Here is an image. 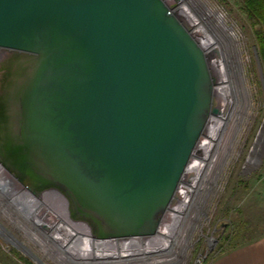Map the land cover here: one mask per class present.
<instances>
[{
  "label": "water",
  "instance_id": "obj_1",
  "mask_svg": "<svg viewBox=\"0 0 264 264\" xmlns=\"http://www.w3.org/2000/svg\"><path fill=\"white\" fill-rule=\"evenodd\" d=\"M0 164L61 189L99 238L154 235L218 76L166 0H0Z\"/></svg>",
  "mask_w": 264,
  "mask_h": 264
},
{
  "label": "rangeland",
  "instance_id": "obj_2",
  "mask_svg": "<svg viewBox=\"0 0 264 264\" xmlns=\"http://www.w3.org/2000/svg\"><path fill=\"white\" fill-rule=\"evenodd\" d=\"M204 1L220 14V24L230 27L243 49L244 67L232 73L233 81L236 79L239 83L243 109L239 116L241 119L229 124L218 143L210 149L207 182L200 186L196 205L183 202L179 217L173 219L188 229L187 236L183 232L178 234L176 241L173 240V253L163 255L165 261L158 264H211L224 251L264 236V54L257 32L262 30L263 24L250 16L246 0ZM189 8L194 11L196 6L190 5ZM209 24L207 28L212 32L211 36L220 34L213 23ZM216 96L218 106L223 104L222 98ZM201 140L204 142V139ZM196 153L191 162L196 158ZM202 157L207 158L205 154ZM198 161L188 165L185 171L177 192L179 201L189 199L185 190L190 186V194L196 183H193L191 176L190 179H193L186 186L187 178ZM2 168L1 165L0 171ZM4 170L2 173L6 176L7 184L0 187V192L13 200L6 202L0 198V203L10 208L6 210L0 204V264H153L158 259L159 255L154 253L149 258L156 259L149 261H144V258L123 262H90L84 257L82 260L73 259L68 251L74 245L79 248V237L89 238L92 250L83 251L91 254H115L147 248V240L152 237L99 238L95 224L87 217L76 214L69 196L56 187L41 186L35 193L44 201L36 209H46L40 211L42 216L39 217L28 207L34 205L30 200L33 191L21 186ZM20 188L29 193L21 194ZM21 196L23 199L20 201H26L24 204L28 206L18 200ZM190 206L193 207L190 209ZM171 208L177 207L172 205ZM58 212L59 216L56 215ZM168 221L164 217L163 224L169 231ZM75 233H80L79 237ZM150 245L157 244L152 242Z\"/></svg>",
  "mask_w": 264,
  "mask_h": 264
},
{
  "label": "bare ground",
  "instance_id": "obj_3",
  "mask_svg": "<svg viewBox=\"0 0 264 264\" xmlns=\"http://www.w3.org/2000/svg\"><path fill=\"white\" fill-rule=\"evenodd\" d=\"M167 1L169 4L172 5V7L175 9V11L178 13V15L181 17V19L186 23V25L198 37V39L202 43L203 47L207 51H210V52L215 54L214 57L211 59L212 67L218 76V85L216 86L215 94L218 95L219 97H221L222 98L221 101L223 102V104L218 106L220 108L219 114L212 115L209 119L207 128H206V130L203 134V137H202V139H204V142L202 140H200V142L196 146L195 151H197V153L195 155L196 158L194 159L193 162H195L196 160H199V161H198V163L196 162V164L193 165V167H194V169L192 170L193 172L189 171V176L187 178L186 186L189 184L188 181L189 180L192 181L193 178H194L193 183L195 182L196 184H194L195 186H194V188L190 194H189V192L191 190L190 186L187 187L185 190V192L187 193V197L189 199L187 201L177 200V203H175L176 205L172 204L173 206H175L177 208H170V210L166 213L168 217L171 216V219H174L175 217L178 216L182 204L186 203V204L190 205V203L191 204L193 203L196 205L198 198H199L198 195H199L200 189H201L200 186L202 184H204L205 182H207L208 174H206V170H207L208 164L210 163L209 162L210 161L209 157L211 155L210 149L214 148L216 143H218V140H220L222 134L224 133V130L226 129V127L229 124H231V123L235 124L237 121H239V119H241L239 116H240L241 110L243 109L242 108L243 106L240 103V101L242 99V97H241L242 95H241L239 83L236 82V79H234V81H233L232 73H233V71H237L238 69L240 70L244 67V60L242 57L243 49L241 48V46L239 44L237 36L231 31L229 26L220 24V23H222V17L220 16V14L213 11L210 8V6L206 4V2L204 0H167ZM190 5L196 6L194 11H192L189 8ZM188 12L191 14H188ZM209 23H213L214 27L216 29H218L220 34H218L217 36L215 35V37L211 36L212 32L209 28H207V25ZM2 53H4L3 50H0V55ZM233 135H234V133H233ZM225 148H227V147H225ZM203 154H205V156L207 158H203V157L201 158V155H203ZM193 162H190V164H192ZM2 169L0 171V187H4L3 184H5V185L7 184V181H6L7 179H5L6 176L4 173H2V171L4 169L3 170ZM191 176H193L192 179H190ZM183 178H184V176H183ZM183 178H182V181H183ZM188 188H190V189H188ZM20 189L22 191L21 194H23L25 192H26V194L29 193L24 188H20ZM185 192H184V194H186ZM6 195L7 194L2 196V194H0V198L4 199L6 202H8L12 199V197H10L9 198L10 200H9ZM36 195L37 194H35V193L33 196L30 195L31 196L30 200L34 202V205L31 204V206H28V204H24L26 202L25 200H24L25 201L24 203H23V201L22 202L20 201V199H23L22 196H21V198H18V200L22 204L33 209V211L36 212L39 217H41L42 212H40V211H43L46 209H44V208H42L40 210L36 209V207H38L40 203H44V201H41L40 197L38 195H37L38 196L37 197ZM192 200L194 202H192ZM3 203H4V201H3ZM8 204L10 205V203H8ZM192 207L193 206H190V209ZM3 208H5L6 210L10 209V208L8 209L4 206H3ZM186 214H185V216H186ZM56 215L59 216V212ZM182 216L180 215V217H182ZM166 219H167V217H166ZM162 220L164 221V218ZM166 221L167 220H165V222ZM177 223H179V222L177 221L176 223L175 222L169 223V227H170L169 231L167 230L164 232H157L156 235L151 236L152 239L148 238L149 240H147V244H148L147 248H144L142 246L143 247L142 249H140V248L139 249H132L130 251H125L122 253H115V254H112V253H94V254H91V253L84 252L83 250H85V251H91L92 250L91 246H90L89 238H86V237L80 238L79 237L80 233H75V236L78 235L79 239H81L80 240L81 245H79L80 249L78 247H76L75 245L71 246L69 251H68V254L73 259L82 260V258L84 257V259H87V261H90V262H101V261L106 262L108 260L123 262V261H128V260H140L143 258L145 259L144 261H149L150 259L154 258V257L149 258L153 255L152 253H154V254H158L159 257H158V259L154 258L156 260L153 261V264L163 263L165 260L162 259L163 258L162 256L167 255L168 253H173L174 248H175V242H173V240L176 241L175 239L178 236V234L183 232L187 236V234L189 232L187 228L182 227L181 224H177ZM61 227L62 226H60L59 228H61ZM165 236H168V237L165 238ZM169 238H171L172 242H170ZM152 242L153 243L156 242V244L158 246L156 245L157 246L156 247L154 245H150V243H152ZM82 243H83V245H82ZM76 257H79V258H76Z\"/></svg>",
  "mask_w": 264,
  "mask_h": 264
},
{
  "label": "crops",
  "instance_id": "obj_4",
  "mask_svg": "<svg viewBox=\"0 0 264 264\" xmlns=\"http://www.w3.org/2000/svg\"><path fill=\"white\" fill-rule=\"evenodd\" d=\"M211 264H264V236L224 251Z\"/></svg>",
  "mask_w": 264,
  "mask_h": 264
},
{
  "label": "trees",
  "instance_id": "obj_5",
  "mask_svg": "<svg viewBox=\"0 0 264 264\" xmlns=\"http://www.w3.org/2000/svg\"><path fill=\"white\" fill-rule=\"evenodd\" d=\"M246 9L253 19L255 18L261 22L260 24H263L262 30L257 32L264 54V0H246Z\"/></svg>",
  "mask_w": 264,
  "mask_h": 264
},
{
  "label": "built area",
  "instance_id": "obj_6",
  "mask_svg": "<svg viewBox=\"0 0 264 264\" xmlns=\"http://www.w3.org/2000/svg\"><path fill=\"white\" fill-rule=\"evenodd\" d=\"M167 1V0H166ZM167 3H168V1H167ZM169 4V3H168ZM170 5V4H169ZM181 186V185H180ZM178 200V199H177ZM177 200L175 201V203H177ZM175 203H173V204H175ZM172 206V205H171ZM171 206H170V208H171ZM170 208L166 211V213L170 210ZM165 213V214H166ZM164 214V215H165ZM164 217H167V214L165 215V216H163L162 217V219L164 218ZM171 218V216L170 217H167V219L169 220L168 222L169 223H171L172 222V220L173 219H170ZM173 222H174V220H173ZM167 224V223H166ZM168 229H167V227L165 226V225H163V220H161V223H160V226H159V228H158V231L157 232H164V231H167ZM156 235V234H155ZM152 236V235H151Z\"/></svg>",
  "mask_w": 264,
  "mask_h": 264
},
{
  "label": "flooded vegetation",
  "instance_id": "obj_7",
  "mask_svg": "<svg viewBox=\"0 0 264 264\" xmlns=\"http://www.w3.org/2000/svg\"><path fill=\"white\" fill-rule=\"evenodd\" d=\"M1 194V193H0Z\"/></svg>",
  "mask_w": 264,
  "mask_h": 264
}]
</instances>
